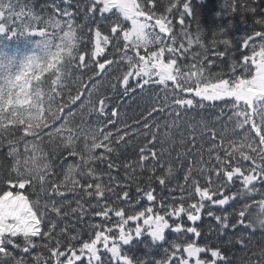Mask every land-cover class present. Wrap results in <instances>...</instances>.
<instances>
[{
	"label": "snow or ice",
	"instance_id": "6c2138e0",
	"mask_svg": "<svg viewBox=\"0 0 264 264\" xmlns=\"http://www.w3.org/2000/svg\"><path fill=\"white\" fill-rule=\"evenodd\" d=\"M193 15L0 0V264H264V0L209 41Z\"/></svg>",
	"mask_w": 264,
	"mask_h": 264
},
{
	"label": "trees",
	"instance_id": "16d2710c",
	"mask_svg": "<svg viewBox=\"0 0 264 264\" xmlns=\"http://www.w3.org/2000/svg\"><path fill=\"white\" fill-rule=\"evenodd\" d=\"M45 0H36L37 6L44 3ZM226 0H192V6L194 10L193 17H186V25L190 27V30L195 33L200 30L203 34L205 41L211 39L213 30H215L221 24V18L217 17V12H223ZM231 19L233 27L229 30V37L235 40L237 37L242 36L248 28L253 24L252 17L245 15L242 21L241 14L235 16H227L223 18V22ZM179 26L177 25V28ZM22 48V45H20ZM221 48L223 46H220ZM16 50L14 45L12 51ZM109 95H113L109 92ZM110 103L119 105L122 116L127 118L129 122L132 119L138 118L141 111V101L137 95H130L128 97H116ZM178 175H180L178 173ZM98 219V218H97ZM259 237H257V241ZM256 241H254L255 243ZM130 252L136 257H143L148 249L143 243L135 242L134 246H131ZM230 255L240 256L241 253L236 249H233Z\"/></svg>",
	"mask_w": 264,
	"mask_h": 264
}]
</instances>
